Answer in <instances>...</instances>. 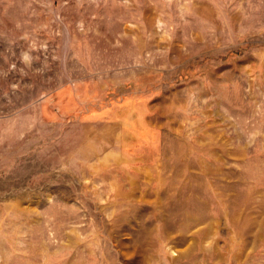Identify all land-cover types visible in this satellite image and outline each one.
Returning a JSON list of instances; mask_svg holds the SVG:
<instances>
[{
	"label": "rangeland",
	"instance_id": "rangeland-1",
	"mask_svg": "<svg viewBox=\"0 0 264 264\" xmlns=\"http://www.w3.org/2000/svg\"><path fill=\"white\" fill-rule=\"evenodd\" d=\"M0 264H264V0H0Z\"/></svg>",
	"mask_w": 264,
	"mask_h": 264
}]
</instances>
